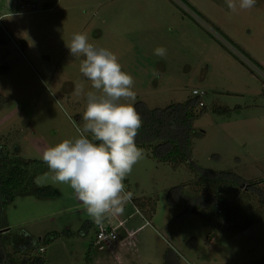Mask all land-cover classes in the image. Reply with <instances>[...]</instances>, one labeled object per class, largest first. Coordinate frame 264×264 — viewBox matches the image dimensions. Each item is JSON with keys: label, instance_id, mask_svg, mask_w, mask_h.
I'll list each match as a JSON object with an SVG mask.
<instances>
[{"label": "rangeland", "instance_id": "obj_1", "mask_svg": "<svg viewBox=\"0 0 264 264\" xmlns=\"http://www.w3.org/2000/svg\"><path fill=\"white\" fill-rule=\"evenodd\" d=\"M74 33H86L118 57L134 77L135 108H163L203 90L192 162L262 180L264 189V0L236 11L225 0H0V142L12 157L39 160L45 147L74 138L83 126L86 97L74 95V87L92 89L79 71L82 57L66 47ZM158 46L166 56L154 55ZM142 149L144 158L124 181L132 200L118 214L126 229L140 227L134 246H117L122 228L117 240L96 242L97 225L73 190L52 182L51 173L44 179L47 166L34 165L29 185L51 186L57 194L16 195L3 215L0 255L14 260L12 247L22 243L32 255L43 246L45 264H118L117 256L162 264L167 249L185 264H250L264 255V207L250 191L225 190L233 221L212 214L207 220L174 190L182 186L183 196L197 197L199 176L186 163L158 162ZM51 233L56 236L43 244Z\"/></svg>", "mask_w": 264, "mask_h": 264}, {"label": "clouds", "instance_id": "obj_2", "mask_svg": "<svg viewBox=\"0 0 264 264\" xmlns=\"http://www.w3.org/2000/svg\"><path fill=\"white\" fill-rule=\"evenodd\" d=\"M257 0H225L232 11L249 10ZM70 56L81 58L79 71L91 85L87 92L76 83L74 95H85L83 126L77 135L45 147L41 160L54 183L68 185L89 218L97 226L108 216L122 214L133 193L124 183L134 166L144 158L136 137L143 120L134 107V77L122 70L118 57L109 49L89 42L86 33H74L66 43ZM167 49L158 46L154 55L164 57ZM159 77V72L153 73ZM130 101V102H129ZM39 177L36 182L40 183Z\"/></svg>", "mask_w": 264, "mask_h": 264}, {"label": "trees", "instance_id": "obj_3", "mask_svg": "<svg viewBox=\"0 0 264 264\" xmlns=\"http://www.w3.org/2000/svg\"><path fill=\"white\" fill-rule=\"evenodd\" d=\"M200 101L198 96L191 95L183 102L170 103L163 108H147L139 103L136 110L143 120V125L136 137V144L138 147L146 149L158 162L186 163L200 178L197 184L199 195L192 198L195 202L190 201L192 199L189 196H183L182 186L174 189L178 191L175 193L187 206L193 209V212L208 216L207 220L212 214L217 221L228 222L233 219L231 212L233 215L236 213H234L235 208L230 206L226 200V191L229 188H244L245 191H250L251 195L264 207V189L259 186L262 180L247 181L234 172L202 169L192 162L190 147L192 135L195 133L193 121L202 112V109L198 110V107H203L199 105ZM34 165L47 166L41 159L26 160L21 157H12L0 142V231L5 228L2 225L5 208L14 201L17 194H32L40 199L56 196L57 190L51 186L31 187L29 185L32 174L34 175L32 170ZM185 210L188 211L187 208ZM209 224L210 222H207L206 225ZM212 234V230L209 231V235ZM55 236V233L48 234L41 241L43 244L49 243ZM28 246L29 243H22L20 246L12 247V256H23L20 259L25 258V260L14 263L7 258L5 253H2L0 264H45V260L41 256L42 253L39 252V249L44 247L39 246V254L32 255L27 251ZM162 264L185 263L175 251L167 249ZM250 264H264V255Z\"/></svg>", "mask_w": 264, "mask_h": 264}, {"label": "built area", "instance_id": "obj_4", "mask_svg": "<svg viewBox=\"0 0 264 264\" xmlns=\"http://www.w3.org/2000/svg\"><path fill=\"white\" fill-rule=\"evenodd\" d=\"M204 94H205V92L203 90H199V89H193L191 91V95L198 96L199 98L204 96ZM199 105L203 106V102L200 101ZM145 223H148V221H145ZM117 228H122L124 230V233H125L124 238H122V240L120 242H122V244H125V242L127 241L128 245L133 244L131 239L134 237L135 231L138 230L139 227L136 230H128L125 228L124 223L121 220H119L117 222V224L106 223V224H102V225L97 226V229L95 232L96 242H103V243L109 244L110 242L117 240L118 239L117 234H116ZM39 252L44 253L45 249L40 248ZM187 264H191V263H187Z\"/></svg>", "mask_w": 264, "mask_h": 264}, {"label": "crops", "instance_id": "obj_5", "mask_svg": "<svg viewBox=\"0 0 264 264\" xmlns=\"http://www.w3.org/2000/svg\"><path fill=\"white\" fill-rule=\"evenodd\" d=\"M27 1H29V0H27ZM196 40L197 41H199V39L198 38H196ZM205 45V44H204ZM242 49V48H241ZM239 61V60H238ZM256 61V60H255ZM240 62V61H239ZM241 63V62H240ZM256 63H258L259 65H261L259 62H257L256 61ZM203 107H204V103H203ZM131 215H128V218L130 217ZM114 219H111V218H106L105 220H104V222H103V224H106V223H111V224H117V222L119 221V220H121V221H123V223H124V226H125V228H126V223H127V220L126 219H122V218H120L118 215H115L114 217H113ZM111 219V220H110ZM136 229H138V228H135L134 230H136ZM128 230H132V229H128ZM140 230V227H139V229L138 230H136L135 231V234L138 232ZM124 231V230H123ZM134 234V235H135ZM133 239H134V237L131 239V241L133 242ZM131 246H134V243L133 244H130ZM119 248L120 247H123V246H125V244H122V242H119L118 243V245H117ZM117 256V255H116ZM116 258V259H115ZM14 260H10L11 262H14V263H19L20 261H23V260H25V258H23V259H17L16 257H14L13 258ZM114 259L115 260H119V263L118 264H135V263H130V262H128V260H121V259H123V258H121V257H119L118 258V256L117 257H114ZM187 263H189V262H187ZM186 263V264H187ZM192 264V263H191Z\"/></svg>", "mask_w": 264, "mask_h": 264}]
</instances>
